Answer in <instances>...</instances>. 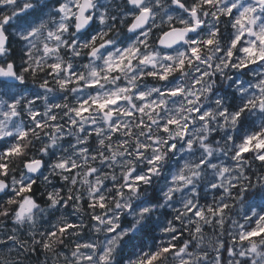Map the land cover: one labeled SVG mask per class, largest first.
Instances as JSON below:
<instances>
[{
	"label": "clouds",
	"instance_id": "1",
	"mask_svg": "<svg viewBox=\"0 0 264 264\" xmlns=\"http://www.w3.org/2000/svg\"><path fill=\"white\" fill-rule=\"evenodd\" d=\"M143 7L151 12L142 14ZM241 13L243 27L235 23ZM261 37L259 0H0V68L18 70L0 76V102L16 103L0 113V164L8 166L7 178L0 175V264H101V254L105 264H134L168 243L177 249L158 264H264V236L240 240L254 226L250 218L264 215V163L256 160L262 153L236 156L247 137L264 138ZM125 48L140 51L130 66L108 72ZM168 68L165 81L148 75ZM92 81L99 86L90 89ZM172 90L179 92L165 94ZM141 92L145 100L137 99ZM114 95L124 99L105 111L91 103ZM84 101L91 111L77 117ZM16 145L19 153L5 155ZM61 161L66 168L57 167ZM136 175L147 179L133 183ZM27 183L33 191L17 195ZM101 196L107 207H92ZM222 203L221 216L208 213ZM192 207L205 216L190 215ZM67 223L79 227L60 233Z\"/></svg>",
	"mask_w": 264,
	"mask_h": 264
},
{
	"label": "snow or ice",
	"instance_id": "2",
	"mask_svg": "<svg viewBox=\"0 0 264 264\" xmlns=\"http://www.w3.org/2000/svg\"><path fill=\"white\" fill-rule=\"evenodd\" d=\"M133 3L135 4H139L141 2V0H132ZM177 2L179 3V0H177ZM260 3L264 4V0H259ZM212 3V0H205V4H211ZM181 7H183L184 5L183 4H180ZM141 13L142 14H149L151 12V9L148 8V7H143L140 9ZM192 15H196V9H195V5H193L192 7ZM229 12L231 14H234V8H230L229 9ZM137 19L139 20V17H137ZM247 20V17L244 16L243 13H241V18L240 19H237L235 21L236 24H239L241 25V27H243V24L245 23V21ZM181 23H183V21H181ZM135 27V24H131L130 22V30L131 28H134ZM193 29H189V31H192ZM171 35V31L169 32H165L161 35V43H165V40H164V37L166 36H170ZM240 40V37H237L235 41H233V47L237 46L238 42ZM261 40H264V37H261ZM207 44L211 45L213 43L212 40H208L206 41ZM140 51L139 48H125L122 53L120 54L119 58H118V62L115 64V65H111L109 64L108 66V72H120L122 70V66L125 64V63H128L129 66L131 65V63L133 62V57L136 56V54ZM193 54L195 55L199 50L196 49V48H193ZM243 51L245 52H249L251 53L253 51V49H249V48H245L243 49ZM229 56L232 55L231 52L228 53ZM149 59L148 56H144L141 58L140 62L141 63H144L146 62L147 60ZM261 60H264V55H261L260 57ZM184 67V63L183 61H181L178 65H177V69H182ZM51 68H60V65L58 64H54V65H51ZM7 69L8 71L5 72V70L3 68H0V76H8V75H15L16 74V71H14V65L12 64H8L7 65ZM25 70H29L27 68H25ZM172 71L171 68H168V69H165L162 73H157V72H149L148 75L149 76H152V77H158V79H160L161 81H165L168 79L169 77V73ZM143 76V74H141ZM110 76H105L104 79H109ZM83 77L81 76L80 77V80H82ZM77 82H79V80H77ZM62 83H65L67 84L68 82H62ZM99 86V81H92L88 84V87L90 89H94L96 87ZM134 90V89H133ZM121 91H124V92H127L128 89L127 88H122ZM179 90H172L170 92H167L165 93L166 95H172V96H176L178 94ZM122 99H124L123 97L119 96V95H114L112 97H110L109 99L101 102L99 99H93L91 101L92 105L99 108L101 111H105L109 106H114V105H117L118 103H120L122 101ZM137 99H140V100H145L146 97L144 95L143 92H141ZM88 104V101H84L80 104V107L78 110L75 111V114L77 117H81L87 113H89L91 111V108H89L87 106ZM24 106V101L21 100V104H20V107L21 109L23 108ZM146 107H149L148 104H145L143 105L141 108H140V112L143 113L144 111V108ZM16 108V103H15V97L12 98V100L5 104L3 102H0V113H3V115H7L8 114V110H13ZM199 111V110H197ZM110 114H114L113 113H110ZM13 115H15V112L13 113ZM124 115H127V116H132L134 115V113L132 112H127V113H124ZM223 115V113H222ZM39 116H40V113L39 112H34L32 114V119L33 120H38L39 119ZM237 116H239V113H237ZM52 121H55L56 117L55 116H52L51 117ZM200 119L203 121L205 119V116H200ZM73 125H75L76 121L73 120L71 122ZM141 127H144L145 125H143V122L141 121ZM177 123V121L175 120H170L168 121V124L169 125H175ZM36 127L37 128H40V127H43V124L42 123H37L36 124ZM119 125H116L114 124L112 126V131L113 132H117L119 131ZM169 130V128L166 126V127H163L161 129L162 132H167ZM83 131V129L81 130ZM99 133H92V132H89L88 135L91 137L93 135H98ZM184 135H186V132L182 133ZM27 135V132H22L20 133V138L23 139L24 137H26ZM101 143H103V141H101ZM145 150H147V145H143L142 146ZM175 149V146H173L172 150ZM85 151H89L90 149H84ZM253 150H258L260 153L262 154H259L256 156V160L259 161L260 163H264V138H261V134L260 133H257L256 135H253V136H249L245 139L244 143L242 146H240V150L236 153V156L237 157H241V156H246V155H249L252 153ZM21 151V145H16L14 148H11V149H8L6 152H5V155L7 156H11L15 153H19ZM137 158H141L139 153L137 154ZM155 160H159L160 157H155L154 158ZM27 164H31V163H40V161H26ZM67 161H61L60 163L57 164V167L58 168H66L67 166ZM76 167L75 164H73L71 166V168H69L68 170L69 171H72L74 170ZM91 171H94V169H92ZM151 171H154V170H150V173ZM226 171V169H225ZM0 175H3L5 178H7L8 176V166L6 163L4 164H0ZM147 179V177L145 176H139V175H136L134 177V180H133V183H141L143 181H145ZM180 179L182 180L183 177H180ZM213 187H217L216 185H213ZM33 188H34V184L33 183H27V184H22L20 186V189H19V192L16 193L17 195H20L22 196L24 193H31L33 191ZM127 190H131V186H127ZM122 195V193H121ZM49 199H51V196H49ZM104 197H98L97 199H95L93 201V203L91 204L92 207H96L97 204L99 206L100 209H104L107 207V205L104 203ZM9 204H14L15 201L9 199L8 201ZM28 204V201L26 200L24 203H22L20 206H19V214L20 215H23V213L26 211V208H25V205ZM227 210V204L226 203H222L218 208H213V207H208L207 211L208 213L212 214L214 217L215 216H221L225 211ZM189 213L190 215H195V217L197 219H201L205 216V211L204 209H198L197 207H192L189 209ZM92 219L96 222H100V216H93ZM252 224L254 225L250 230H246L244 233H241L240 235V240L241 242H244V241H247V240H252V239H258L260 238L261 236H264V227H261L260 225L262 223H264V215H260L258 218L253 216L250 218ZM109 223H111V221H109ZM77 227H79V225L75 224V223H67V224H62L59 228V232L60 233H66V232H71V231H74ZM118 226L117 225H113L111 229H109V231H115V229L117 228ZM195 231L196 232H199L200 229L199 228H195ZM57 233L56 231H49L48 235L49 236H55ZM47 246V245H46ZM76 247L79 249L80 247H84V248H89V247H94V246H90L88 244H84V245H80V244H77ZM184 247H187V245H185ZM177 249V245L176 243H168L166 244L164 247H162L159 251H153L150 255L147 256L146 259H142V260H139V261H136L134 262V264H158L159 260L161 259V254H167V253H170V252H174L176 251ZM225 251L227 252H231V250L227 249L226 246H225ZM183 252V248H181L180 250V254H182ZM85 259L87 260H92L93 257L92 256H87L85 257ZM108 257L106 255H103L101 254L100 255V262L101 264H105V262L107 261ZM183 264H189L188 261H184Z\"/></svg>",
	"mask_w": 264,
	"mask_h": 264
}]
</instances>
